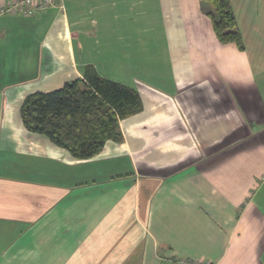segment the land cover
Listing matches in <instances>:
<instances>
[{
	"label": "crops",
	"instance_id": "0c3cea01",
	"mask_svg": "<svg viewBox=\"0 0 264 264\" xmlns=\"http://www.w3.org/2000/svg\"><path fill=\"white\" fill-rule=\"evenodd\" d=\"M66 1L0 16V264H264V0H231L244 49L199 0H97L79 53ZM87 64L142 107L77 159L19 110Z\"/></svg>",
	"mask_w": 264,
	"mask_h": 264
},
{
	"label": "trees",
	"instance_id": "16d2710c",
	"mask_svg": "<svg viewBox=\"0 0 264 264\" xmlns=\"http://www.w3.org/2000/svg\"><path fill=\"white\" fill-rule=\"evenodd\" d=\"M199 2L219 41L244 49L231 0ZM141 107L136 89L101 76L87 64L82 77L52 90L27 94L19 111L27 130L45 135L77 159H88L99 153L108 139L121 140L119 121Z\"/></svg>",
	"mask_w": 264,
	"mask_h": 264
},
{
	"label": "rangeland",
	"instance_id": "374dc122",
	"mask_svg": "<svg viewBox=\"0 0 264 264\" xmlns=\"http://www.w3.org/2000/svg\"><path fill=\"white\" fill-rule=\"evenodd\" d=\"M96 1L97 0H68L66 1L67 5L65 7V12L67 14L68 20L69 22L72 21V19H77L79 26L77 27L76 32H74V36H73V43H74V47L77 53L79 52H83V18L85 19H89L92 17L93 13L90 14L89 12H87L88 8H94V6L96 5ZM65 4V3H64ZM84 6H86V9L84 8ZM44 25V20L40 21V30L38 31L37 29L34 30V32L31 34L33 39H38L39 38V34L40 31L42 29ZM89 26V25H88ZM84 26V30H86L88 32V34H90L92 32V27L91 26ZM33 28L31 25H27L24 28ZM87 27V29H86ZM28 36L25 35V39L27 40ZM32 39V38H31ZM34 42V41H33Z\"/></svg>",
	"mask_w": 264,
	"mask_h": 264
},
{
	"label": "built area",
	"instance_id": "2783aa9c",
	"mask_svg": "<svg viewBox=\"0 0 264 264\" xmlns=\"http://www.w3.org/2000/svg\"><path fill=\"white\" fill-rule=\"evenodd\" d=\"M47 7L63 10L64 0H8L6 2L0 0V16L6 13L31 16ZM190 264H197V262L192 261Z\"/></svg>",
	"mask_w": 264,
	"mask_h": 264
}]
</instances>
